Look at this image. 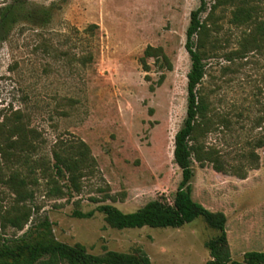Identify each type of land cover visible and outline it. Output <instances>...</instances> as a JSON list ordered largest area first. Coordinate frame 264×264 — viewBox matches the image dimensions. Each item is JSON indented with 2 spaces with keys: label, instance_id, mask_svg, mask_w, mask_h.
Returning a JSON list of instances; mask_svg holds the SVG:
<instances>
[{
  "label": "rangeland",
  "instance_id": "374dc122",
  "mask_svg": "<svg viewBox=\"0 0 264 264\" xmlns=\"http://www.w3.org/2000/svg\"><path fill=\"white\" fill-rule=\"evenodd\" d=\"M224 1L205 0L200 15L205 75L196 90L207 110L196 143L215 151L224 167H236L264 135V39L257 46L243 40L251 28L236 24L239 0ZM16 2L23 6L17 22L0 36V122L19 110L46 140V153L58 138L81 140L96 167L79 193L62 198L47 196L40 180L29 222L22 231L0 229V242L47 220L56 241L92 255L144 253L150 264H204L205 243L217 232L200 218L181 228L117 230L96 211L173 202L181 181L174 136L186 117L190 69L186 30L199 0H0V11ZM254 5L264 20V0L246 6ZM44 11L49 18L40 16ZM90 25L98 26L93 34L85 31ZM148 46L161 49L170 70L148 58L143 71ZM255 153L258 168L247 162L245 179L192 158L191 197L225 215L235 261L264 251V150ZM3 177L0 170V213L12 201ZM74 211L93 215L77 218Z\"/></svg>",
  "mask_w": 264,
  "mask_h": 264
},
{
  "label": "trees",
  "instance_id": "16d2710c",
  "mask_svg": "<svg viewBox=\"0 0 264 264\" xmlns=\"http://www.w3.org/2000/svg\"><path fill=\"white\" fill-rule=\"evenodd\" d=\"M235 1L225 0L224 3L235 4ZM239 3L233 14L236 24L251 28L243 40L257 46L258 41L264 39V20L257 16L259 7L246 6L248 0H239ZM22 9L23 6L19 2L1 8L2 38L8 35L17 22L16 13ZM205 11V0H199V6L190 14L186 30L185 50L190 59V69L186 76L187 107L183 124L174 136L173 159L181 171V181L172 204L152 200L129 213H124L111 205H100L96 207V211L104 216L105 222L111 228L117 230L144 227L181 228L200 218L208 228L217 232L216 236L205 243L210 259L204 264H264V251L247 252L243 255L242 261L233 260L227 242L225 215L205 209L191 197L192 158L201 165L204 162L211 163L218 173H231L239 179H245L246 173L242 171L243 168L248 162L249 169H257L259 159L255 150H264L263 135L254 141L252 151L242 155L247 161L246 164L224 167L215 151L204 150L196 143L199 135L205 132L201 129L198 118H203L207 110L206 104L197 96L196 90L205 75L202 37L206 35L207 30L200 20V15ZM49 14L44 11L40 16L49 18ZM97 28V25H90L85 31L93 34V30ZM148 58H155L157 62L161 59L162 67L167 70L171 68L160 48L148 46L140 58L144 72H148L146 63ZM45 148L46 140L37 130L30 127L28 119L21 111H14L0 122V170L4 173L1 182L12 195L10 206L0 213V229L9 227L22 231L25 228L35 210L33 200L40 180L44 181L47 196L62 198L79 193L81 181L96 167L88 146L81 140L58 138L47 153ZM60 180L64 183L60 184ZM72 215L77 218H91L93 211L88 213L74 211ZM0 264H150V262L144 253L128 255L106 251L103 255L96 256L88 253L80 244L69 246L58 242L52 235L50 223L44 220L38 228L28 229L16 239H3L0 242Z\"/></svg>",
  "mask_w": 264,
  "mask_h": 264
}]
</instances>
